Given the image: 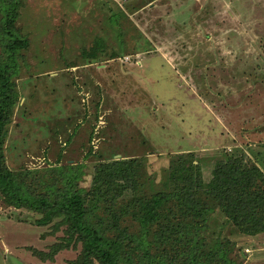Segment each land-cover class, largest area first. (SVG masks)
<instances>
[{
	"label": "rangeland",
	"instance_id": "374dc122",
	"mask_svg": "<svg viewBox=\"0 0 264 264\" xmlns=\"http://www.w3.org/2000/svg\"><path fill=\"white\" fill-rule=\"evenodd\" d=\"M22 1L29 44L4 142L10 169L84 164L86 187L97 160L136 157L147 192L160 188L171 153L191 151L207 185L226 153L264 169V0ZM96 41V58L84 55ZM38 217L0 198V264L76 258L72 242L52 259L33 255L64 236ZM222 220L207 217L206 247L227 239L239 264H264V232Z\"/></svg>",
	"mask_w": 264,
	"mask_h": 264
},
{
	"label": "trees",
	"instance_id": "16d2710c",
	"mask_svg": "<svg viewBox=\"0 0 264 264\" xmlns=\"http://www.w3.org/2000/svg\"><path fill=\"white\" fill-rule=\"evenodd\" d=\"M22 5L0 0V198L39 213L36 225L57 220L55 228L65 226L60 242L47 252L32 249L33 255L52 259L72 242L80 252L71 264H239L229 240L216 238L206 247L200 232L215 210L222 226L229 223L247 236L264 232V169L243 152L226 153L208 185L191 151L171 153L160 188L151 192L145 191L151 178L136 157L97 160L86 187L80 185L84 164L7 166L4 142L18 102L15 77L29 44L17 25ZM100 45L96 41L84 55L96 58Z\"/></svg>",
	"mask_w": 264,
	"mask_h": 264
},
{
	"label": "crops",
	"instance_id": "0c3cea01",
	"mask_svg": "<svg viewBox=\"0 0 264 264\" xmlns=\"http://www.w3.org/2000/svg\"><path fill=\"white\" fill-rule=\"evenodd\" d=\"M150 3V2H149Z\"/></svg>",
	"mask_w": 264,
	"mask_h": 264
}]
</instances>
